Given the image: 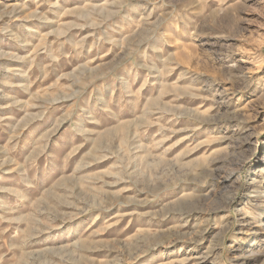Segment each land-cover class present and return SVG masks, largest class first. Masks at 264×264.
Returning a JSON list of instances; mask_svg holds the SVG:
<instances>
[{
	"label": "rangeland",
	"instance_id": "obj_1",
	"mask_svg": "<svg viewBox=\"0 0 264 264\" xmlns=\"http://www.w3.org/2000/svg\"><path fill=\"white\" fill-rule=\"evenodd\" d=\"M0 264H264V0H0Z\"/></svg>",
	"mask_w": 264,
	"mask_h": 264
}]
</instances>
